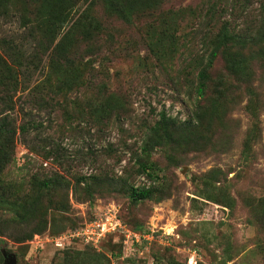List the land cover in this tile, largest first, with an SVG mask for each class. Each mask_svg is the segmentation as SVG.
<instances>
[{"label": "rangeland", "instance_id": "rangeland-1", "mask_svg": "<svg viewBox=\"0 0 264 264\" xmlns=\"http://www.w3.org/2000/svg\"><path fill=\"white\" fill-rule=\"evenodd\" d=\"M73 2L76 18L87 11L100 22L92 40L96 55L85 51L78 34L70 87L55 88L56 79L43 84L48 55L37 71L20 77L14 114L40 126L18 135L16 158L3 175L19 197L35 195L36 181L48 176H59L62 187L46 192L40 217L6 215L14 232L44 228L26 242L0 236V264L8 254L18 264H264V61L251 82L240 84L229 79L218 55L205 96L196 91L211 52L208 39L230 20L238 30L250 26L260 13L258 0L250 7L234 0H164L141 9L132 23L103 0ZM19 6L33 11L34 26L46 18L34 0ZM37 32L29 35L16 16L0 20V39L13 38L26 52L42 39ZM162 110L186 128L145 153ZM140 162L150 168L141 171ZM132 185L153 187L154 194L135 202ZM114 204L129 228L150 232V239L126 244L118 232L98 248L57 249L48 242Z\"/></svg>", "mask_w": 264, "mask_h": 264}, {"label": "trees", "instance_id": "trees-1", "mask_svg": "<svg viewBox=\"0 0 264 264\" xmlns=\"http://www.w3.org/2000/svg\"><path fill=\"white\" fill-rule=\"evenodd\" d=\"M22 1L0 0V20L16 16L23 26L28 28L29 35L35 36L39 30L42 34V39L38 41V46L33 52H26L23 46L13 38L0 39V236L13 235L17 242L31 240L34 234L41 232L44 227L37 225L26 232H14V224H12V220L7 219L6 215L11 213L16 219L38 218L45 210L43 198L46 192L62 187L59 176H48L43 180L36 181L35 195L26 193L27 195L19 197L17 194L13 195L11 187L4 181V170L16 158L18 135H28L29 132L40 126L34 120L20 122L14 114L16 111L15 96L22 83L20 77L37 71L41 67L40 62L43 56L48 55L49 61L44 69L49 67V72L45 76L43 84L52 85L56 79L55 88L62 89L66 85L70 87L71 77L74 75V70L70 67L77 65L75 62L79 61L76 58L78 54L76 50L78 43L75 45L76 41L74 40L76 35L80 34L87 41L88 47L85 44L86 50H84H89L91 55H96L94 50L98 47L93 46L92 40H95L99 34L98 29L101 28L100 22L88 15L87 11L76 18L74 14L76 7L73 0H34L36 7H41L38 9V14L43 13L46 17L44 21L36 19V26H34L32 25L34 20L31 18L33 11L20 8L19 4ZM103 1L110 12L125 22L132 23L139 17L141 9L144 12L150 11L164 0ZM252 1L234 0V3L235 6L250 7ZM258 2L260 13L250 26L244 30H238L235 21L230 20L229 24L226 23L215 37L212 36L208 39L212 43L210 56L197 73L196 91L199 98L205 96L211 78L210 70L218 55H222L226 60L229 79L233 77L240 84L252 81L254 67L264 61V0H258ZM136 10L138 12L135 15ZM246 11L244 9L243 13L246 14ZM68 23L70 26L63 33L62 29ZM61 33H63L62 37L58 39ZM94 70L91 72L93 78L97 77ZM36 101L39 100L36 99ZM185 128L177 118L162 110L159 113V119L149 128V139L143 147L144 152L147 153L151 146L163 144L172 138L174 132H181ZM140 168L144 172L150 166L146 162H140ZM148 175L151 176V172ZM85 181H87L86 178L78 180L79 183ZM129 191L130 198L135 202L148 199L154 194L153 187L145 186L132 185L129 187ZM53 201L48 198L46 206L53 207ZM120 218L122 219L121 216ZM89 247L92 246H85V248ZM67 248L69 247L64 249Z\"/></svg>", "mask_w": 264, "mask_h": 264}, {"label": "built area", "instance_id": "built-area-1", "mask_svg": "<svg viewBox=\"0 0 264 264\" xmlns=\"http://www.w3.org/2000/svg\"><path fill=\"white\" fill-rule=\"evenodd\" d=\"M120 210L116 204L111 205L101 217L86 222L79 228L68 229L58 236L51 237L48 242L57 249H64L74 244L82 243L83 246L99 247L102 241L110 234L121 233L125 237L124 243L140 242L150 239L146 233L137 232L129 228L119 216Z\"/></svg>", "mask_w": 264, "mask_h": 264}, {"label": "water", "instance_id": "water-1", "mask_svg": "<svg viewBox=\"0 0 264 264\" xmlns=\"http://www.w3.org/2000/svg\"><path fill=\"white\" fill-rule=\"evenodd\" d=\"M4 264H18L17 263V257L14 254H8L6 256Z\"/></svg>", "mask_w": 264, "mask_h": 264}]
</instances>
